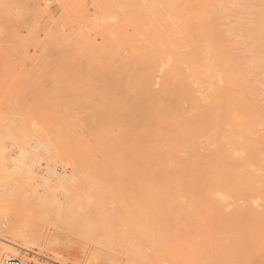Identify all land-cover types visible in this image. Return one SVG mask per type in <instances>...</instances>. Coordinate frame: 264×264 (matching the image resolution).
<instances>
[{"label":"bare ground","instance_id":"bare-ground-1","mask_svg":"<svg viewBox=\"0 0 264 264\" xmlns=\"http://www.w3.org/2000/svg\"><path fill=\"white\" fill-rule=\"evenodd\" d=\"M66 1L68 3L70 2L68 0ZM79 1L80 0L75 2L77 4H74L78 6ZM84 1L86 0H83V2L80 3L84 4ZM136 1L138 2L139 6L138 4L133 5L138 6L140 9L141 7H143V4L148 3V5L145 6L146 8L142 10L143 12L139 10V12L136 13L138 7L133 12L134 14H140V16L143 14V16L141 17L148 19V22H150L145 23L146 20L137 15L127 16L126 18H128L129 20L132 19V21L130 20L132 22V25H130L131 23L129 25L134 29H132L133 32L132 30L130 32L128 31L130 34L126 33V31H120L123 24L122 26L119 25L120 28H118L122 33L118 34V32H116L118 24H116L117 26L114 27L112 25H114L117 20L114 24H111L107 20L109 25L111 26L104 24L103 22L105 20L102 22L105 28L106 26L110 28L109 29L107 27L108 29L106 30L102 28L104 29L105 34H98V32L101 31V28H98L101 26L103 27V25H101L102 23L99 24V26L96 24V26L98 27V30L96 29V31L98 32L95 31V26L92 25H90L92 26V28H90L92 29V31L88 30L90 26H88V28L86 29L90 31L91 34H96V36H99V38L103 36V38L101 37L102 41H104L103 39H105L106 34H108L107 36H109L108 38H106L108 40H110L109 38L112 39V37L116 36L115 44L117 45L113 44V39L112 41H110V44L112 42L111 46H109V42H103V46L105 44H108L109 48L102 47V43L101 45L98 44L102 42L100 40V42H95V40L93 42L92 38L95 37L92 36L91 38V35L87 34V32H84L86 31L84 30V28H86L89 23L91 24L92 21L90 20L92 18L90 17L91 19L89 20L88 17H85L84 20H86V22L87 20H89L90 22L88 21L89 23H86L82 21L87 25L85 27H81L83 25L81 22V26H79L80 21H77L79 20L77 19V15H75V17L71 15V18L73 16L72 22L70 20L71 18H68L69 21L68 19H64L65 21H67L66 23H64V21L62 23L61 21L62 24L68 23L70 26V24L74 23L73 20L77 16V18L75 19L76 21L74 20L75 22H77V24L75 25L74 23L75 26L69 27L71 29L76 28L72 29L76 31H71L76 37V40L73 39L74 36L71 35L72 33H68L67 31V33L71 35V37H69V39L71 38L70 42H72L73 40V43L75 41L76 45H74L73 47L68 46L69 48L66 47L67 45L62 46V49L59 48L58 43H56L55 54L53 53L54 50L48 51L49 49H46V51L49 52L47 54H50V52H52L53 56L56 55L55 57L56 59H59V61H55V57L49 59L50 57H48V55H45L46 51L42 56L41 54L33 53L34 50H31V54H29L32 56V60H30V56L28 55L29 52H27L29 46H27V44L25 43L23 46L17 45L16 43H21L22 40H19V42L17 41V39L15 41L11 38L10 41L12 40L11 43L13 45L11 43V45H9L8 38L7 41L4 40L5 42H8L5 47H8L9 45V51H12V49L15 50V54L19 51L18 53L21 58L19 57V59L18 55L17 58L19 60H23L25 64L29 63L30 66H28L30 67L31 71H34V68L36 66L38 67L42 63L40 65L42 66V68L38 67V69H42L43 72V69L45 70V68H43V62L46 64V62L49 61L50 63L53 59V63L59 62V64L57 63V65L61 66L62 71L59 69L60 72L57 73L58 68L56 67L58 66H54L57 69V72L52 74V77L51 79L49 78V81H47V75H49L48 73L50 71L47 74L43 73L45 75L38 74L39 78H37V72L32 74L30 70L28 72V69L24 71V68H26L27 66L25 65L26 67H24L23 62V64L20 63L21 65L19 66V60H17V58L16 60L18 64L15 63V65L17 64L19 68L17 67V65H13L15 60L11 58L14 51L12 52V55L10 53V59L9 56L5 53V51L9 53L7 48L4 49L5 51L2 49L3 52L0 51V237L9 240L6 241L5 239L2 240L0 238V264H29L28 262L22 260L18 255L19 252L16 253L17 251L15 252L13 248L27 252L28 249L26 250V246L29 244H32L33 246H36L35 244H40L43 246V241L41 242V239H43L42 230L45 227L49 228L53 232V234H50L49 236H47L46 233L44 234L48 237L49 240H52L50 239L52 237H59L58 235H60V238H62L59 239V243L60 241L64 243H66L67 241L69 243L70 238L68 237H71L72 239H74V241L76 240L74 244H78L81 241V243H87L88 245H90L92 247H90V249H92L90 250V256L95 253L93 254L94 258L90 260V264L96 263L93 262L96 260L95 256L98 259L97 264H115V257L118 254H122L120 253V250L122 249H124L123 252H125L123 258L124 264H131V262L134 261V259L136 260V258L137 260H141L140 256L138 257L137 254L133 255V250L129 249L132 248L131 245L133 244L129 243V241H126V239L123 238L124 236H122L121 238V235H124L125 233H123L122 231L126 227L123 224L124 222L119 221L115 224V217H105L104 219H102V217L100 218L99 215H97V213L99 214L101 211L103 213H108V210L110 208L105 211L106 202L105 200L101 199L103 197L100 198V195H106L109 192L118 195L117 202L113 205H115V207H121L122 209H127L128 192H131L132 194L144 195L147 207L154 213V215L151 214V218L155 219L156 217H158V219L151 220H157L161 222V225L159 224L160 226L157 222H151L150 229L147 235V243L149 244V248L151 249V264H162V261H159L162 255H165L166 259L168 260H164L170 262V264H181L183 262V260H181L183 258L181 254H184L181 249L187 247L185 242L184 244L181 243V240L185 241V236H189L188 234L190 233L188 231V233L186 234V230L184 231L183 229L185 226H181L183 221H185L184 219L191 216L192 218H187V220H192L193 222H195L193 224V226L195 225L194 229L198 228L199 226V229L195 230L197 233L198 230L200 233L202 231L203 234L201 235L204 236L205 230L208 232V230L206 229V225H208L206 224V222H208V218H210L212 213L213 215L215 214V209H220V211H222L220 207L221 205L218 206L221 202H217L218 200H220L217 197L220 195L219 192H223L222 194H224V199L225 194L226 196H228L226 198L227 200L225 199V202L229 201L231 196L233 197V195L235 196V198H237L239 195L242 196V191L245 193H249V189L250 192H252V195H249V198L248 196H242V198L239 196L238 198H241L239 199V202L244 200L245 204L253 201L256 202L259 196L264 198V185H262L263 182L262 184H260L261 182L258 183L256 181V184H260V186H258L257 188L261 187L260 189L263 190L254 189L255 187L252 188L253 186L251 185L253 183L252 179L254 178V175L253 178H248L247 181L246 178L247 176H249L248 171L250 170H248L249 168L247 167L248 171H245L246 168L244 167L245 165L248 166V164L246 163L249 162V159H252L253 161L256 160V162H253L252 164L257 163V159H259V162L260 160L264 161V151H262L261 149L260 141L258 138V132H260L258 131V128L260 125H263L262 123L264 115L262 112L263 118L260 117L261 113L259 114V112H261L262 110L258 111L256 109L259 108L257 107L258 102L257 104L253 102V97L250 95V92H252L251 87H249L250 89H248L246 86L247 84L244 81V72L246 71H243L244 63H242V70H240V66L237 65L239 63H236L237 58L232 56L230 52L231 48L235 47V41L233 40L234 37L230 38L229 36H233L237 29L234 32L230 25H228L230 23H228L227 25L232 29H228V31H233V34L231 33L232 35H228V31L226 29L228 26L226 25V27H223L225 25V23L223 22V16H225L224 13L226 12V10H228V6L226 4H228L229 2L224 4L226 0L223 2L222 0H220L223 3L222 4L218 0H193V2H190L192 0H190L189 2L188 0H177V4H175V0H163L167 3L168 6H164L165 3L163 2V4H161V12V8H158L160 2L158 3L155 0H135V2ZM217 1L220 5L214 4ZM242 1L243 0H241V2ZM58 2L60 3V0ZM129 2L134 1L132 0ZM141 2H143V4ZM194 2H196L195 5ZM249 2H251V5L254 4L252 6H256L255 8H258V10H260L259 8L261 7L259 6V4L262 2V0H249ZM263 2V5L261 4L262 7L264 6ZM8 3L12 5V8L13 5H16L17 9H19V5L17 6L16 3L14 4V2L12 3L10 2V0H0V7L7 5V8H9ZM68 3L67 7H69L68 5L70 4L71 9L73 10L74 4L71 5V2L69 4ZM156 3H158V5H156ZM247 3V1L246 4L241 3L243 5V8L245 7V5L247 7L250 6L247 5ZM255 3L258 4L259 7L255 5ZM173 4L175 5L172 7L171 5ZM190 4L191 6L189 8L188 5ZM211 4H213L212 7ZM152 5L154 6L152 7ZM162 5L167 9L168 7L170 9L173 8L172 10L174 11L168 9L167 13L169 12V14H166L167 16H170L171 14V18H169V16L167 19L164 18L166 16V11ZM21 6L23 7L24 5L21 4ZM77 6H75L74 8V12H78V10H80L77 9ZM123 6L126 10L127 6L129 5ZM156 6L159 9V12H161L162 14H156L158 13L155 12L157 11L155 9ZM177 6H179L182 11ZM218 6H224V8H226L223 9L221 7L218 11ZM148 7L151 8L148 9ZM195 7H198L199 9H196ZM204 7L206 8V11ZM251 7L250 9L245 8L247 11H249L246 12L245 10V12H241V14H244V16L245 14H248L251 10ZM58 8H60V6ZM175 8H178V11H176ZM240 8L242 7L240 6ZM120 9L121 7H118L117 11L118 13L121 11V13L119 14L122 15V9ZM187 9H189L188 11H190L191 13L195 10L196 13L194 14L193 12L192 16L190 12L188 13V11H186ZM231 9L235 10L233 7H231L229 9V12H232ZM14 10L18 15H20L23 11H18L16 10V8ZM14 10L11 9L10 11L14 12ZM223 10L224 15L221 17L220 12ZM252 10L254 11V9ZM48 11L47 13H49ZM148 11H150L152 15L147 14L146 12ZM208 11L211 13L207 14ZM260 11V15L257 14L256 11L254 15L257 14V16L254 17H252L253 15L251 13L250 17L252 18L250 20H252V22L250 24L247 21V23L250 24L248 30L246 29L247 27H243L246 32L244 30H240L241 32L238 33H248L244 35L242 33V37L246 35V38L248 36L246 40H248L250 37L251 41L247 42L245 40V37H243V39L247 44L251 43V46L253 43L254 45L252 47L258 52H256L251 46L248 47L252 48L258 55V57H263L261 60H259V62L256 61L257 63H260L261 61L260 65H254V69L256 71L261 69L264 70V10ZM113 12L115 14V11ZM217 12L218 15H216ZM95 13L96 12H94V14ZM201 13L204 14L201 15ZM50 14L52 13L50 12ZM58 14L60 16L62 12H58ZM64 14L66 15V12ZM78 14L79 17L83 18V16L81 15H83L84 13L80 14L78 12ZM172 14L174 17L172 16ZM176 14H181L179 16L180 18H177ZM230 14L236 15L234 13ZM230 14L227 13L226 15ZM238 14L239 12L237 13V15ZM158 15H160L165 20V26L166 22L171 25L169 27L171 30L167 28L165 31L166 27L163 26L164 20L162 19L163 22L160 21L161 19H158V17H160ZM187 15H191L192 17ZM233 15H230V17H233ZM42 16L35 17L39 19L42 18ZM49 16L51 18V15H48V17ZM135 16L137 17V20ZM148 16H150V18H152L151 16H153V18L155 16L154 19H157L158 21L155 22L153 18L150 19ZM14 17L15 16H13V18ZM20 17H18V20L20 19L19 22L22 21L23 23L24 18H22L21 15ZM23 17H25V14L23 15ZM215 17L217 19H215ZM226 17L228 19H226L225 22H228V20H230L229 22H231V19L228 16H225V18ZM248 17L244 18L242 16V18L240 19L242 20L244 18L243 22L245 24L242 21L240 22L239 20L238 22L236 21V25L238 23L240 24V26L248 25L245 22V20H248ZM45 18L46 20H44L47 21L48 18ZM138 18H141L142 22L145 23L146 30L145 27H143L142 29L143 23L141 22V19ZM213 18L217 22L213 21ZM16 19L17 17H15V20ZM117 19L119 20V16ZM168 19L172 20L169 21ZM57 20L54 22H56V26H59L58 24H60V22L57 23ZM138 20L141 26L138 27L139 25L137 24L136 27L139 28V31H135L137 28L134 27V24H136L135 22H137ZM151 22H155V25L154 23V26L151 25ZM159 22L161 26L159 25L160 29H157L156 27L158 26ZM173 22H175L176 25ZM30 23L32 24V22ZM16 24L19 23L16 22ZM232 24L234 23L232 22ZM7 25H9V23ZM23 25H26V23H23ZM174 26H176V29H174ZM80 27L83 28V30ZM126 27L128 28V24H126ZM161 27H163V29ZM221 29L224 31L226 30V32L222 31ZM61 30H63V28ZM112 31L116 32L117 34L111 37L113 33ZM30 32H32V30H30ZM35 32L36 31L32 32V34ZM14 35L20 36L22 34L19 33L16 35V33H14ZM58 35L62 37L61 34ZM52 36L50 34V38H54L57 35L55 33V36L54 34H52ZM0 37L3 38L2 35ZM65 37L66 36L63 35V38ZM26 38H28V36H26ZM4 39H6V37H4ZM36 39L38 38L36 37ZM45 39L46 43L51 40L49 39V35H45ZM65 39L62 40L65 41ZM62 40H59L60 45L66 44V41L64 43ZM33 41L37 42L35 38L31 40L32 43H34ZM52 41L51 43L49 42L50 44L48 45H50L51 48L55 49V47L51 45L55 42ZM88 41H91V43L93 42L92 45L96 48H93L90 42L88 43ZM39 42H37V45L40 44L41 46L42 41ZM85 43L86 45H84ZM14 44H16L17 47L19 46V50H16L17 47ZM21 44H23V42ZM95 44L101 47H98ZM25 45L27 46V49L25 48ZM37 45L35 43L34 47H36ZM112 45H114L115 47H113ZM0 46H3L1 42ZM40 46L39 49L41 50V53L46 47H43L42 49V47ZM5 47L3 46L2 48ZM65 47L66 49H64ZM30 48L32 47L30 46ZM37 48L38 47H36L35 51L37 50ZM234 51L236 52V50ZM32 53L33 55H36V57L33 58ZM44 55L46 57H44ZM39 56H42V58H39ZM234 58L236 59V61L234 60ZM40 59H42V61L45 60L46 62H42L40 61ZM33 62H36V64L38 65L34 66ZM239 62L241 65L242 61ZM261 65H263V67ZM21 66L22 68H20ZM239 71L242 75H240ZM262 74L260 72L259 76H262L260 79L264 82V71ZM42 77H44V79ZM35 78L38 79V83L36 82ZM43 82H45L46 84L44 85ZM249 85L252 86V84ZM256 100L257 99H255L254 101ZM259 130L261 129L259 128ZM262 144L264 145L263 142ZM230 159L236 160L235 162L237 163V165H239V162L237 161L241 160L240 170H238L237 168L235 169L236 166L233 165L232 161V163L230 162ZM243 160H246L248 162H244ZM250 162L252 161L250 160ZM243 163H245L244 166ZM230 164H232L233 168L231 171H229V168H227ZM263 165L264 164H262L261 166ZM257 167H254L255 170ZM242 168H245L243 170V177L245 179L242 177V173H240L241 175L238 174V172H242ZM260 168H264V166ZM234 169L238 170V172L234 171V173ZM250 169H252V166L250 167ZM233 173H237L238 177L233 176ZM245 173L247 174L246 177ZM262 174H260V176ZM229 178H232V182L233 179L243 180L237 182L235 181L232 183L230 182L231 179L229 181ZM260 179L262 180V178ZM246 181L248 183H245ZM249 181L252 182L251 185L249 184ZM231 183L236 186L234 187ZM243 184L246 186H244ZM253 185H255V183ZM243 186L246 189H244ZM249 186H251V188ZM229 187H231V189L233 188V191H235V189H237L236 191H238V189L242 188V191L238 192L236 194L237 196L235 194L231 195ZM255 191L259 192H257L258 195ZM255 195L257 196L255 197ZM89 196L93 201V205L87 198ZM214 196L215 198H218L217 201L215 200ZM250 196H253L254 200L248 202V200L246 199L251 200L252 198L250 199ZM138 200L140 201L143 199L139 198ZM231 200L233 201L234 199L231 198ZM87 201H89L90 203ZM213 202L214 204H212ZM263 202L264 200H262V203ZM86 203L87 205H89L84 209ZM230 203L232 205L241 204L242 206V202L238 204L237 201ZM83 204L85 205L82 207ZM206 204H209L208 206L211 207V209L208 211L205 209ZM215 204L218 206V208ZM227 204L230 205L227 202L225 207H228ZM245 205H243V207ZM21 207L23 209H21ZM81 207L84 210H81ZM235 207L238 208L237 206ZM247 207H250V205H247ZM88 208H91V211H94V213L100 219H85L82 215V212H87L88 210L87 214H90ZM212 208L214 211L212 210ZM236 208H234L236 214L238 212L237 210L245 211H241L243 215L238 212L237 217H240L241 221H239L238 224V220L237 218H235L237 223L233 221V225L236 224L237 226L238 224L239 226L240 223H244L240 226L246 225L250 228V225H253L252 223L256 222L254 221L255 217L260 216L255 215L254 211L253 216L255 217L251 216V211L246 209L245 207V209L239 208L237 210ZM18 209H21V211L24 209L26 210L25 213H22L23 215L25 214L26 216H28L27 214H29L30 212L33 214V216L35 217L34 219L36 220L33 219L31 220V222L33 221V223H35V229L32 226V229L31 227H29L30 229H26L27 227H25V225L27 224H25L24 227L18 224L19 220L17 222V219L19 217L16 218ZM27 210L29 213H27ZM200 211H202V214L204 211L205 216L207 213H209L208 215L210 216H208L207 221L204 219L206 218L204 217V215H202L204 218L200 217ZM211 211L213 212L211 213ZM220 211L219 213H222ZM260 211L262 212L263 210ZM103 213L102 215L110 216L113 212H111L110 215H108L109 213ZM216 213L219 214L218 211H216ZM263 214L264 213H262V215ZM213 215L211 217H213ZM33 216L30 215V218ZM118 216L120 218V215ZM184 216H186V218ZM219 216L223 217V215ZM220 217L219 220H222L220 219ZM242 217L244 218L243 220ZM231 219L229 220L228 218L227 223H229ZM214 220H212L214 221V223L211 222L212 224L210 223L208 229L211 228L210 226L215 227L213 225L216 223L217 219ZM219 220L217 221L218 223ZM223 221L225 222V218ZM247 221L250 224H247ZM33 223L32 225H34ZM172 223L173 226L175 223L174 227H171ZM184 223L185 225H187L189 222L186 223L185 221ZM256 223L259 225L256 224L255 226L254 223L255 227L252 226V228L254 227L256 231L254 229L251 230L253 233L250 231L253 235H250V232L247 233L251 237L257 234L258 231L262 229L261 227L264 224L263 223L262 225H260V223ZM164 224L166 226L167 224H169V226L165 227ZM114 226L116 229L113 230L112 228ZM42 227L44 228L42 229ZM162 227H164L165 229ZM190 227H192V225ZM225 227L226 226L224 224L221 229H224ZM256 227L258 228V230L256 229ZM170 228H175V231H172ZM187 228H189L188 225ZM214 229L209 231H214ZM217 229H219L218 225L216 231H214V235H216V233L218 232ZM230 229L231 228L229 227L228 230L231 232L232 229ZM228 230L226 231L228 232ZM235 230L236 229L232 230L234 236H232L233 234L231 233L221 231L220 235L224 234L223 236H221L226 238V240L229 239L231 241L232 238H239L238 240H234L235 243L231 241V246L230 244H228L229 240L226 241L223 238V243L227 242L225 245L228 244L230 248L234 245L235 247H237L236 245L239 246V244L242 243L243 240L245 241V237L247 240L248 236V239L253 238L252 241L256 239V241L253 242H255V247H257L256 245L258 244L260 245H258L259 247H257L258 250L259 248L260 250L263 249L262 244H264V242H262V244L261 242L259 243L257 238V236L259 235L251 238L249 237V235L246 236V232H244L245 230L240 231L238 229L237 232ZM239 231L241 233H239ZM52 232L50 231V233ZM119 232L122 234H119ZM236 233H238V235ZM244 233L245 237L241 240V237H239L241 235L239 234L243 235ZM211 234H213V232ZM228 234L230 238H228ZM258 234H262V232H259ZM220 235H216L217 239ZM203 236L200 237V242H202ZM209 236H211L210 233L205 235L203 239L206 237L205 239L208 241L209 238H216L213 235L212 237ZM45 239L46 238L44 237V240ZM72 239L71 241H73ZM239 240H241L242 242L240 241V243H238ZM48 241L46 240L47 243L45 241L43 243H45V246H48L47 249L49 247L51 249L47 250L45 246V248L40 246L39 249L43 248L47 250L48 252L46 251V253H52L53 255H50L53 257L54 255H58L59 252H61V254L63 255V247L55 248L54 242H56L57 240H53L52 242ZM209 241L211 240L209 239ZM216 241L220 242L222 240L219 238ZM190 242L192 241L190 240ZM247 242L244 243L246 244V246ZM81 243L79 244L83 245ZM249 243L251 244L250 240ZM249 243L248 246L250 245ZM16 244L18 246H16ZM180 244H183V246L181 245L182 248L180 247ZM210 244L213 245L214 243L210 242ZM244 244H240V246H244ZM177 245L180 250V255H176V252L175 256H180L179 258L172 257L171 255L174 249L177 248ZM196 245L198 247L200 244ZM201 246L203 245H200V247ZM229 246H225V249H227V251H229ZM246 246L244 247V249H240L241 253L252 252L249 249H253L254 245L251 244V248H249V246L247 247V249H245ZM9 247L13 248L10 249ZM189 247H191L192 249H190L193 250L192 246ZM36 249L38 251V248ZM43 249L41 252L45 253V250L43 251ZM93 249L95 250V252H92ZM186 249H188V247L185 248V250ZM225 249L222 247L220 250L216 249V251L214 250V247L211 249L207 248L205 251L202 250L203 255L200 254L201 249H199L200 251L198 253L202 256H204V254L211 253L210 256L208 255L206 257H209L208 259H206V261L211 259V262L208 264H229L230 262L228 263V261H225V259L228 258L229 261H232L233 258L236 259L237 256H241L237 255L239 253V250H234V254H236L234 257L233 253L223 252V250ZM232 249L233 248H231L230 251ZM242 249L244 251H242ZM257 249L256 251H254V253L256 255L258 254L256 258H259ZM67 250L68 249H66V253H68ZM213 251H215L214 254H216L217 252V254H221L220 251H222V254L225 255V257H221L222 259H218L216 260L217 262H214V254L212 253ZM192 254L193 256H195V252H192ZM261 255L264 258V253H262ZM247 256L249 255H247L246 253V255L243 254L242 257L246 258ZM58 257L59 256L55 257L57 258V261ZM251 257H249L250 259L244 258V261L247 262L251 259H254V256L253 258ZM201 258H203L204 260V257ZM191 259L192 261H194L193 259H197V263H200L199 258L192 257ZM234 259L233 263L235 262V264H240L238 259L236 261ZM260 259L262 260V257H260ZM31 261L32 260H30V262ZM240 261H242L241 258ZM58 262H60V260ZM259 262L261 263V261ZM202 263L205 264L206 262ZM33 264L35 263L33 262Z\"/></svg>","mask_w":264,"mask_h":264},{"label":"rangeland","instance_id":"rangeland-1","mask_svg":"<svg viewBox=\"0 0 264 264\" xmlns=\"http://www.w3.org/2000/svg\"><path fill=\"white\" fill-rule=\"evenodd\" d=\"M59 1V0H58ZM57 0H13V1H11L10 0V2H14V4L16 3L17 4V6L19 7V9H17V7H16V5L14 6L13 5V8H12V5L11 4H9L8 6H9V8H7V5H4V6H2V7H0V36L2 35L3 36V38L2 37H0L1 38V40H0V42L3 44V46L5 47L7 44H8V42H9V45H11L12 43H11V41H10V39L12 38L13 40H15L16 41V39H17V41H19V40H22V42H23V44H21V43H18V42H16L17 43V45H24V43L25 44H27V46H29V49L27 50V52H29L28 53V55L29 54H31L30 52H31V50L33 51L34 50V52L33 53H38V54H41L42 56H43V53L45 54V51H46V49L48 50V51H53L54 50V54L56 53L55 52V50H56V43H58V46H59V48H62L63 49V47L62 46H66V47H73L74 45H76V43H75V41H74V43H73V40H72V42H70V40H71V38L69 39V37H71V35H73V32L74 31H76V30H72V29H76V28H69L70 26L71 27H73V26H75L76 24H77V22H75L76 20V18H77V16H78V18L77 19H79V20H77L80 24H79V26H81V22L82 21H84V22H86V20H84L85 19V17H88V19L90 20L91 18L92 19H94V20H90V21H92L91 22V24L89 23L90 21L89 20H87V22L86 23H89V25H87L86 23H83L82 22V25L83 26H81V27H85L86 25V28H84V30H86L87 28H88V26H90V25H92V26H95L94 27V29H95V31H96V29L98 28L97 26H96V24L99 26V24H101L104 20L108 23V21L111 23V24H114L115 23V21H116V23L114 24V25H112L113 27L114 26H117L116 24H118V27L116 28V32H118V34L119 33H122V32H125L126 31V33H129L133 28H132V26H130V25H132V19H128V18H126L127 16H130V15H137V16H139V17H141V16H143V14L140 16V14H134V12L133 11H135L136 9H137V7L139 6V4H138V2L136 1L135 2V0H133L134 2H129V1H132V0H125V2H124V0H86V1H84V4L83 3H80V2H83V0H80L79 1V4H78V6L77 5H75V4H77V3H75V2H77L78 0H68V1H70L72 4L71 5H73L74 3V7H73V10L71 9V7H70V2L68 3L66 0H60V3L58 2ZM61 1H63V2H61ZM144 1H146V0H144ZM156 2H160L159 4V7L158 8H161V12H162V7H161V4H163V0H155ZM154 1V2H155ZM174 1V0H173ZM173 1H171V2H173ZM176 1L177 0H175L174 2H175V4H177L176 3ZM180 1V0H179ZM190 0H188V2H189ZM195 1V0H194ZM197 1V0H196ZM218 1H220V0H218ZM217 1V2H218ZM223 1H225V0H222V2ZM244 1V2H243ZM242 2H241V0H226V2H224V4L225 3H228V4H226L228 7V10H226V12L224 13V10L223 11H221L220 12V14H221V17L225 14V16H228L230 19H231V22H229L230 20H228V22L226 21L225 22V20L226 19H228L227 17L225 18V16H223V18H224V23H225V25L223 26V27H226V25L228 24V23H230V24H228V25H230V27L233 29V31L235 32V30H236V32L234 33V35L233 36H229L230 38L231 37H236L235 39L233 38V40L235 41L234 42V46L235 47H232L231 48V50H230V52H231V54H232V56H234L235 58H237V61H236V59L234 58V60L236 61V63L238 62L239 64H237L238 66H240L239 68H241L240 70H242V63H244L243 65V71H245L244 73H245V76H244V81L246 82V86H247V88L248 89H250L249 87H251V91L252 92H255V93H252V92H250V95L253 97H251L252 98V100H253V102L254 103H256L257 104V102H258V105H257V107H259V108H256L258 111L259 110H262L261 112H259V114L261 113V115H260V117L261 118H263L264 116V82L263 81H261V75L259 76V74H260V72H261V74L263 73V71L264 70H258V71H256L255 69H254V65H257V64H259L260 65V63H261V61H260V63H257L256 61H258L259 62V60H261L263 57H258V55L255 53V51H256V49H254L252 46L254 45L253 43H252V46L250 45V44H247L246 42H245V40L248 38V36H247V38L245 37V36H243V37H245V40L243 39V37H242V33L241 34H238V33H240L241 31L240 30H244L245 32H246V30L243 28V27H247L246 29L248 30V27L250 26V24H251V22H252V20H250L252 17H254V16H257V14H259L260 15V10H264L263 9V7L261 6V4H262V2L264 1V0H262V2L259 4V6L262 8H259L260 10H258V8H255L254 6H252V5H254V4H252L251 5V2H249V0H243ZM246 1L248 2V3H250V4H248L247 3V5H250L249 7H247L246 5H245V7L243 8V5L242 4H246ZM252 1V0H251ZM21 2V3H20ZM89 2H90V4H89ZM150 2V1H149ZM170 2V3H171ZM190 2H193V0L192 1H190ZM214 3V4H218V5H220L219 4V2L218 3ZM221 1H220V3H222ZM239 2H241V3H239ZM67 3L69 4L68 6L69 7H67ZM142 4H143V2H141ZM146 3V2H145ZM158 3H156V5H158ZM165 4H164V6L166 5V6H168L167 5V3L166 2H164ZM169 3V4H170ZM195 3L196 2H194V5H195ZM264 3V2H263ZM21 4H23L24 6L22 7L21 6ZM114 4V5H113ZM122 4V5H121ZM133 4H138V6H136V5H133ZM175 4H173V5H171L172 7L175 5ZM178 4H179V2H178ZM223 4V3H222ZM44 5H45V7H44ZM123 5H129V6H127V8H126V10H125V7L123 6ZM148 5V3H146V4H143L142 6L143 7H141V9L138 7V9H137V11H136V13L137 12H139V10H143V9H145L146 7L145 6H147ZM193 5V4H192ZM212 5L213 4H211V7H212ZM237 5H239V6H237ZM255 5H257L258 6V4H256L255 3ZM263 5V4H262ZM6 6V7H5ZM60 6V8H58ZM75 6H77V9H80V10H78V12L81 14V13H84L83 15H81V16H83V18H81V17H79V14H78V12H74V8H75ZM111 6V7H110ZM150 6H151V4H150ZM154 5H152V7H153ZM163 6V5H162ZM163 6V7H164ZM190 6H191V4L190 5H188V7L190 8ZM210 6V5H209ZM208 6V7H209ZM240 6L242 7V8H240ZM252 6V7H251ZM258 6V7H259ZM79 7V8H78ZM118 7L120 8L121 7V9H122V15H120L119 13H121V9L119 10L120 12L118 13ZM177 7H179V6H177ZM203 7V6H202ZM202 7H201V9H202ZM216 7V6H215ZM222 7V6H221ZM220 6H218V11H219V8H221ZM231 7H233L235 10H233V9H231L232 10V12H229V9ZM250 9V7H251V10H250V12L248 13V14H245V16H244V14H241V12H245V10L247 9ZM254 7V8H253ZM7 8V9H6ZM16 8V10H18V11H21V10H23L22 11V13L20 14L21 16H22V18H24V19H27V20H24L23 19V23H26V25H23V23H22V21H20L19 22V20L21 19V17H20V15H18V14H16L17 12L14 10ZM123 8H124V10H123ZM149 8H151V7H148V9ZM157 8V6H156V10L157 11H155V12H158V13H156V14H162L161 12H159V9ZM180 8V7H179ZM187 8V7H186ZM196 9L198 8V7H195ZM205 8V7H204ZM223 9H225L224 8V6L222 7ZM246 8V9H245ZM5 9V10H4ZM8 9H12V10H14V12L13 11H10V10H8ZM66 9V10H65ZM164 9H165V15L166 14H169V12L167 13V10L168 9H170L169 7H168V9L167 8H165L164 7ZM173 8H171L170 10L171 11H174V10H172ZM176 9V11H178V8H175ZM199 9V8H198ZM217 9V8H216ZM243 9V10H242ZM252 9H254V11L252 10ZM4 10V11H3ZM48 10H50V11H48ZM64 10H65V12H66V15L64 14L65 12H64ZM112 10V11H111ZM169 10V11H170ZM180 10H181V8H180ZM185 10V9H184ZM183 10V11H184ZM189 9H187L186 11H188ZM191 10V9H190ZM208 10V9H207ZM211 10H212V8H211ZM222 10V9H221ZM47 11L49 12V13H47ZM55 11V12H54ZM73 11V12H72ZM113 11H115V14H114V12ZM124 11H126V12H124ZM182 11V10H181ZM202 11V10H201ZM205 11H206V8H205ZM204 11V12H205ZM217 11V10H216ZM215 11V12H216ZM236 11V12H235ZM239 12V16L237 15V13ZM249 11V10H248ZM247 10H246V12H248ZM257 11V12H256ZM50 12L53 14V16H52V14H50ZM58 12L60 13V12H62V14L59 16V14H58ZM94 12H96L95 14H94ZM143 12V11H142ZM190 11H188V13H189ZM194 12V14L196 13L195 12V10L193 11ZM193 12L191 13V15L193 14ZM254 12V13H253ZM255 12L257 13L256 15H254L255 14ZM259 12V13H258ZM15 13V14H14ZM44 13H45V15H44ZM47 13V14H46ZM116 13H118V14H116ZM141 13V12H140ZM147 14H150V15H152L151 14V12L150 11H148V12H146ZM153 13V12H152ZM163 13H164V10H163ZM176 13V12H175ZM177 13H181V12H177ZM211 12H207V14H210ZM214 13V12H213ZM224 13V14H223ZM230 14V13H234V14H236V15H233V14H230V15H233V17L231 16L230 17V15H226V14ZM251 13H252V17H250L251 16ZM25 14V17H23V15ZM57 14H58V17H57ZM92 14V15H91ZM93 14H94V16H93ZM113 14H114V16H113ZM123 14H124V16H123ZM187 14V13H186ZM204 13H201V15H203ZM215 14V13H214ZM219 14V15H220ZM250 14V15H249ZM2 15V16H1ZM43 15V16H42ZM48 15H51V18H50V16L48 17ZM71 15H73L74 17H75V15H77L76 16V18H74V20H73V22L75 23V25H74V23L73 24H70V26H69V24L67 23V24H62L63 23V21H64V23H66L67 21H65L64 19H70L71 18ZM91 15V16H90ZM116 15V16H115ZM153 15H155V14H153ZM165 15H163V16H165ZM181 15V14H180ZM180 15H178V14H176V16H177V18H180L179 16ZM183 15H185V14H183ZM191 15H187V16H190V17H192ZM216 15H218V12H217V14ZM215 15V16H216ZM246 15H248V16H246ZM13 16H15V17H17V19L15 20V17L13 18ZM34 16V17H33ZM35 16H37V17H41L42 16V18H36ZM67 16V17H66ZM73 16H72V18L70 19L71 20V22H72V19H73ZM118 16H119V20L117 19L118 18ZM124 18H123V17ZM145 16H146V14H145ZM158 16H160V15H158ZM167 16V15H166ZM164 17L165 19H167L168 18V16L167 17ZM172 16H173V14H172ZM207 16V15H206ZM214 16V15H213ZM242 16L244 17V18H247L248 17V20H245V22H246V24H248L247 23V21L250 23V24H248V25H242V26H240V24L238 23L237 25H236V23L240 20V22L242 21H244L243 19L241 20L240 18H242ZM18 17H20V19L18 20ZM45 17H47L48 19H47V21H45L46 20V18ZM62 17V18H61ZM91 17V18H90ZM108 17V18H107ZM115 17H116V19H115ZM149 18H150V16H148ZM152 18H153V16H151ZM174 17V16H173ZM211 17H212V14H211ZM49 18H50V20H49ZM54 20H53V19ZM62 20H61V19ZM135 18H136V20H137V17L135 16ZM141 18H143V17H141ZM141 18H138V19H141ZM147 18V17H146ZM152 18H150V19H152ZM154 18H155V16H154ZM153 18V20H155ZM161 20H160V19ZM169 18H171V14H170V16H169ZM35 19V20H34ZM45 19V20H44ZM57 20V23L58 22H60V24L61 25H63V26H61L60 24H58L59 26H61V27H59V26H56L55 24H56V22H54V21H56ZM69 19H68V21H69ZM124 19V20H123ZM143 19H145V18H143ZM149 19V20H150ZM158 19L160 20V21H162V17L160 16V17H158ZM215 19H217L216 17H215ZM13 20V21H12ZM36 20H38V21H36ZM44 20V21H43ZM108 20V21H107ZM112 20H114V21H112ZM126 20V21H125ZM129 20V21H128ZM146 20V21H145ZM145 20H143V21H145V23H147L148 22V19H145ZM164 20V19H163ZM169 21H171L172 19H168ZM178 20V19H177ZM176 20V21H177ZM25 21V22H24ZM27 21V22H26ZM61 21H62V23H61ZM89 21V22H88ZM103 22L104 24H106V25H108V26H111V25H109V23L107 24L106 22ZM112 21V22H111ZM156 21H158L157 19L155 20V22ZM213 21H216V20H214V18H213ZM221 21V20H220ZM237 21V22H236ZM16 22H18L19 24H16ZM30 22H32V24L30 23ZM36 22H38V23H36ZM54 22V23H53ZM70 22V23H71ZM118 22V23H117ZM120 22V23H119ZM141 22H142V19H141ZM150 22V21H149ZM148 22V23H149ZM155 22H151L152 24L151 25H153V23H154V25H155ZM163 22V21H162ZM161 22V23H162ZM217 22V21H216ZM232 22L234 23V24H232ZM9 23V25H7ZM27 23H28V25H27ZM101 24V25H103V27L101 26V27H99L98 29H100L101 28V31L100 32H98V31H96V32H98V34L100 33H104L105 31H104V29L106 30V29H108L109 27L108 26H106V28H105V26H104V24ZM131 23V24H130ZM136 24H134L135 26L134 27H136V25L138 24L139 26L138 27H140L141 25H140V22H139V20L137 21V22H135ZM143 23V22H142ZM145 23H143L142 24V29H143V27H145ZM164 25L163 26H165V20H164ZM172 23V22H171ZM173 23H175V22H173ZM219 23V22H218ZM244 23V22H243ZM42 26H41V25ZM95 24V25H94ZM122 24H123V26H122ZM126 24H128V28L126 27ZM130 24V25H129ZM158 24V23H157ZM168 23L166 22V28H165V31H166V29L168 28V29H170L169 27L171 26V25H167ZM245 24V23H244ZM40 25V26H39ZM44 25H46V26H44ZM119 25H121L122 26V28H121V30L120 29H118V28H120V26ZM147 25V24H146ZM153 25V26H154ZM159 25H160V22H159V24H158V26L156 27L157 29H160V27H159ZM175 25H176V23H175ZM227 25V26H228ZM234 27H232V26ZM10 26V27H9ZM36 27V28H34V27ZM78 26V25H77ZM92 26H90L89 27V29L88 30H90V31H92V29H90V28H92ZM161 26V25H160ZM168 26V27H167ZM173 26V25H172ZM9 27V28H8ZM28 27V28H27ZM59 27V28H58ZM80 27V28H81ZM108 27V28H107ZM112 27V28H113ZM124 27H125V29H124ZM131 27V28H130ZM176 26H174V29H176L175 28ZM229 27V26H228ZM226 28L227 29V31H228V29L229 30H232L230 27L229 28ZM242 27V28H241ZM3 28H5V29H3ZM7 28H8V30H7ZM31 28V29H30ZM43 28V29H42ZM63 28V30H61ZM67 28V29H66ZM102 28H104V29H102ZM126 28H127V30H126ZM137 28V27H136ZM135 28V29H136ZM155 28V27H154ZM162 29H163V27H161ZM172 28V27H171ZM222 28V27H221ZM82 30H83V28H81ZM97 29V30H98ZM110 29V28H109ZM139 28H137L135 31H137ZM141 29V28H140ZM162 29H161V31H162ZM173 29V28H172ZM225 29V28H224ZM7 30V31H6ZM12 30V31H11ZM30 30H32V32H34V31H36L35 33H33L32 34V32H30ZM70 30V31H69ZM81 30V31H82ZM88 30H86V31H84V32H87V34H89V35H91V38H92V36L93 37H95V38H92V41L94 42V40H95V42H97V41H102L101 39L103 38V36H101L100 38H99V36H96V34H91V32L90 31H88ZM122 31V32H120V31ZM134 30V29H133ZM133 30H132V32H133ZM145 30H146V27H145ZM171 30V29H170ZM222 30V29H221ZM2 31H4V32H2ZM5 31H6V33H5ZM63 31V32H62ZM67 31H68V33L69 32H71V31H73V32H71L72 34L70 35V34H68L67 33ZM80 31V30H79ZM111 31V30H110ZM129 31V32H128ZM134 31V32H135ZM139 31V30H138ZM144 31V30H143ZM222 31H224V30H222ZM233 31H228V35H230L231 33L233 34ZM77 32H78V30H77ZM83 32V31H82ZM88 32H90V33H88ZM94 32V31H93ZM113 32V31H112ZM116 32H113L112 33V35H111V33H110V35H111V37L113 36V35H116L117 33ZM224 32H226V30L224 31ZM3 33V34H2ZM13 35H11V34ZM14 33H16V35L17 34H22V35H17V36H15L14 35ZM27 33V34H26ZM44 33V34H43ZM47 33V34H46ZM55 33H56V35L57 36H55ZM95 33V32H94ZM108 33V32H107ZM115 33V34H114ZM50 34H51V36H52V34H54V38H50ZM58 34H61L62 35V37H60ZM105 34V33H104ZM130 34V33H129ZM231 34V35H232ZM238 34V35H237ZM244 34H248V33H243V35ZM25 35V36H24ZM30 35V36H29ZM43 35H44V37H43ZM45 35L47 36V35H49V39H51L49 42L51 43V41L52 42H55V43H52L51 45H53V47H55V49H53V48H51V46L50 45H48V44H50L48 41V43H46L45 41H46V39H45ZM63 35L64 36H66L65 38H63ZM108 34H106L105 35V39L106 38H108L109 36H107ZM26 36H28V38H26ZM74 36V35H73ZM72 36V37H73ZM4 37H6V39H4ZM30 37V38H29ZM36 37L39 39H36ZM114 37H115V39H114ZM114 37H112V39L114 40V41H112V39L111 38H109L110 40H108V39H103L104 41H102V42H100V43H98V44H100L101 45V43H102V47H108V44H110V41H112L113 42V44H115V40H116V36H114ZM7 38H8V42H5V41H7ZM15 38V39H14ZM35 38V40L37 41V42H39V41H42V45L40 46V44H38L37 45V42H34V43H32L31 42V40L32 39H34ZM48 38V37H47ZM76 37L74 36V38L73 39H75ZM97 38V39H96ZM62 40V39H65V41H66V44H62V45H60V42H59V40ZM5 40V41H4ZM76 40V39H75ZM231 40V39H230ZM232 40V41H233ZM3 41V42H2ZM64 43H65V41L64 40H62ZM105 41H107V43L108 44H105L104 46H103V42H105ZM247 42L248 41H251L250 40V37H249V39L248 40H246ZM20 42V41H19ZM28 42V43H27ZM62 42V43H63ZM90 42V44H91V46L93 47V48H96L95 46H93L92 44H93V42L91 43V41H88V43ZM112 42H111V44H112ZM11 43V44H10ZM35 43H36V47H38L37 48V50L39 51H35V49H36V47H34V45H35ZM40 43V42H39ZM44 43V44H43ZM72 43H73V45H72ZM88 43H87V45H88ZM106 43V42H105ZM233 43V42H232ZM34 44V45H33ZM46 44V45H45ZM111 44L109 45V46H111ZM231 44V43H230ZM9 45H8V47H5V48H2L3 46H0V51H2V49L4 50V49H6L7 48V50H8V52L9 53H7V51H5V53L9 56L10 55V53H11V55H12V52H13V55H12V58L11 59H13V60H15V62L13 63V65L14 66H16L18 63H17V60H19L21 57L19 56V51L15 54V50H13L12 49V51L10 52L9 51ZM13 45V44H12ZM14 45H16V44H14ZM17 45H16V47H17ZM47 45H48V47H47ZM84 45H86V43L84 44ZM96 46H98L97 44H95ZM115 45H117V44H115ZM26 45H25V48L27 47ZM30 46L32 47V48H30ZM39 46L40 47H42V49H43V47H46V48H44L43 49V52H41L40 53V49H39ZM91 46H89V47H91ZM101 46H98V47H101ZM113 47H115L114 45H112ZM233 46V45H232ZM251 46L252 48H249V47ZM10 47H13V46H10ZM15 47V48H16ZM19 47V46H18ZM18 47L16 48V50L18 49ZM66 47L64 48V49H66ZM68 47V48H69ZM88 47V46H87ZM97 47V48H98ZM231 47V46H230ZM9 48V49H8ZM109 48V47H108ZM233 48H235V49H233ZM27 49V48H26ZM61 49V50H62ZM233 49V50H232ZM19 50V49H18ZM234 50H236V52L234 51ZM254 51V52H253ZM3 52V51H2ZM256 52H258V51H256ZM33 53H32V55H33ZM47 53H49V52H47L46 51V56L48 55V57H50L49 59H51V58H54L55 56H53V54H52V52H50V54H47ZM2 54V53H1ZM10 55V56H11ZM17 55H18V58H17ZM44 55V57H46ZM1 56V55H0ZM10 56H9V59H10ZM30 56V60H32V56L31 55H29ZM42 56H39V58H42ZM239 56V57H238ZM34 57H36V55H33V58ZM16 58H17V60H16ZM57 58H58V56H57ZM239 58H240V60H239ZM44 59V58H43ZM55 59V61H59V59H56V57L54 58ZM54 59L52 60V61H54ZM30 60H29V62H30ZM0 61H1V58H0ZM10 61V60H9ZM36 61H37V59H36ZM40 61H42V59H40ZM43 61H45V60H43ZM42 61V62H43ZM51 61V62H52ZM239 61H242L241 62V65H240V62ZM13 62V61H12ZM19 62V66L21 65L20 63H24V67H26V68H24V71L26 70V69H28V72H29V70L31 71V69H30V65H29V63H26L25 64V62L23 61V60H19L18 61ZM46 62V61H45ZM51 62L49 63V61L48 62H46V64L43 62V68H45V70L43 69V72H42V69H38V67L39 68H42V66H36V65H38V64H36V62H33V64H34V66H36L35 68H34V66H33V68L35 69H33L34 71H31L32 72V74L33 73H35V72H37L36 73V77L37 78H39V75L40 74H43V73H48L49 71V75H47V77H48V79H47V81H49L50 79H51V77H52V74L53 73H56L57 72V69L56 68H58V72L57 73H59L60 72V70L62 69L61 68V66H59V65H57V63L59 64V62H57V63H53L52 62V64H51ZM256 62V63H255ZM263 62V61H262ZM15 63H17L16 65H15ZM22 63V64H23ZM37 63H40V62H37ZM32 64V63H31ZM51 64V65H50ZM17 65V67L19 68V66ZM26 65V66H25ZM29 65V66H28ZM53 65V66H52ZM264 65V64H263ZM263 65H261L262 67H263ZM56 66H58V67H55ZM60 67V68H59ZM245 67V68H244ZM256 67V66H255ZM20 68H22V66L20 67ZM257 68H258V66H257ZM256 68V69H257ZM260 68V67H259ZM37 69V70H36ZM47 69H48V71H47ZM60 69V70H59ZM264 69V68H263ZM20 70H22V69H20ZM53 70V71H52ZM62 71V70H61ZM240 72V71H239ZM244 73H243V75H244ZM39 74V75H38ZM38 75V76H37ZM43 75H45V74H43ZM240 75H242L241 74V72H240ZM263 75V74H262ZM45 77V76H44ZM44 77H42L43 79H44ZM243 77V76H242ZM264 77V76H263ZM37 78H35L36 79V82L38 83L39 81H38V79ZM50 78V79H49ZM248 78V79H247ZM43 79H42V81H43ZM46 79V78H45ZM249 79H250V81H249ZM42 81H40V82H42ZM46 81V82H47ZM44 83V85L46 84L45 82H43ZM249 84H252V86L251 85H249ZM41 85H42V83H41ZM253 90H255V91H253ZM257 99L256 101H254L255 99ZM260 104V105H259ZM255 105V104H254ZM263 106V107H262ZM262 112H263V115H262ZM263 116V117H262ZM261 120V119H260ZM262 121V120H261ZM263 125L261 126H259V128L262 130H259V128H258V131H260V132H258V138H259V141H260V145H261V149H262V151H264V145L262 144V142L264 143V119H263V123H262ZM263 134V135H262ZM263 154H264V152H263ZM263 159H264V155H263ZM248 160V159H247ZM250 160L252 161V162H250ZM233 162V165H235V166H233V167H235V169L237 168L238 170H240V163H241V160L240 161H237V162H239L238 164L239 165H237V163L235 162L236 160H231L230 159V162ZM244 161V160H243ZM246 161V160H245ZM244 161V162H245ZM257 163H258V165H257V163H254V164H256V165H254V164H252L253 162H256V160H252V159H249V162L248 161H246V162H248V163H246V164H248V166L247 165H245V163H243V166L246 168V170L245 171H248V170H250V171H248L249 172V176H247V174L245 173V177L247 176V178H246V180L248 181V178H253V175H254V178L252 179V182H250L249 181V184L251 185V183H252V185L251 186H253L252 188H254V189H260V188H257L258 186H260V184H262V182H263V184L262 185H264V178H263V174H264V168H260V167H263V166H261L262 164H264L263 162V160H260V162H259V159H257ZM231 162V163H232ZM262 162V163H261ZM260 163H261V165H260ZM227 165H228V163H227ZM231 165V166H230ZM227 168H229V171H231L233 168H232V164H230ZM242 166V167H243ZM252 166V169H250V167ZM257 167L256 168V170H255V168L254 167ZM249 169H248V168ZM244 168V169H245ZM259 168H260V170H259ZM233 170V172L235 171H237L238 172V170ZM243 168H242V172H238V174H240V173H242L243 174V170H244ZM248 169V170H247ZM252 170V171H251ZM259 170V171H258ZM234 172V173H235ZM251 172V173H250ZM233 173V174H234ZM263 173V174H262ZM238 174L236 173V174H234L233 176H235V177H238ZM256 174H258V175H256ZM260 174H262L261 176H260ZM241 175V174H240ZM255 175H256V178H257V180H256V178H255ZM229 176H230V174H229ZM244 176V174L242 175V177ZM235 177H232V178H235ZM232 178H229V181H230V179H231V181L230 182H232ZM244 178V177H243ZM260 178H262V180L260 179ZM240 179V178H239ZM245 179V178H244ZM240 180H243V179H240ZM240 180H234L233 179V182H237V181H240ZM254 180V181H253ZM259 180V181H258ZM245 182V183H248V182ZM258 183H260L259 185L258 184H256L257 182ZM230 182H229V184H230ZM232 182V183H233ZM231 183V184H232ZM242 183H244V182H242ZM255 183V185H253ZM233 185V184H232ZM240 185H241V183H240ZM244 185V184H243ZM261 185V186H262ZM234 187L236 186V185H233ZM237 186H239V185H237ZM244 186H246V185H244ZM244 186H243V188H244ZM248 186V185H247ZM251 186H249L250 188H251ZM237 188V187H236ZM233 189V188H232ZM231 189V187H229V191H230V193H231V195H233V194H237L238 192H240V191H242V188L241 189H238V191H236L237 189H235V191H233ZM244 189H246V188H244ZM249 189V188H248ZM260 190H263V189H260ZM259 190V191H260ZM249 191V193L247 192V193H245V192H243L242 191V196H248V198H249V195H252V192H250V189L248 190ZM234 192H236V193H234ZM256 192V194L258 195V191H255ZM258 192V193H257ZM217 193V192H216ZM215 193V194H216ZM223 192H219V196H217L220 200H218V198H215V196H214V198H215V200L218 202V203H220L218 206H220L221 207V210L222 211H220V209L219 210H216L215 208V214L213 215V208H212V210L213 211H211V213H212V215H213V217H211L210 215H208L209 213H207L206 214V216H205V212L203 211V214L201 213L202 211H200V213L199 214H201L200 215V217H203L202 215H204V217H206V218H204L206 221H207V218H208V216H210V218H208V222H206V221H204V222H206V224H208V225H206V229L208 230V232L205 230V232H204V234L205 235H207V234H209L210 233V235L211 236H209V237H212V235L213 236H215L216 237V235H220V233H221V231H224V232H227L226 230H228L229 229V227L232 229V230H234V229H236L235 231L237 232V230L239 229L240 231H242V230H245L244 232H246V236L247 235H253L252 233V229H254L255 230V226H256V222H258V223H260V225H262L263 223H264V214L262 215V213H264L263 211H264V205H263V203H262V200H264V198L263 197H261V196H259L258 198H257V203L255 202V201H253V202H249V201H252V200H254V197L253 196H250V199L251 200H249V199H246V200H248V202L249 203H245V204H247V205H250V207H247V205H245L244 204V200L243 201H241L242 202V206H241V204H238V203H241V202H239V199H241L242 198V196H240L241 198H235V196L233 195V197L231 196V198H233L234 200L232 201L231 200V198H230V202H236L237 201V204L239 205H232L229 201H226L225 202V199L228 197V196H226V194H225V199H224V194H222ZM254 194V193H253ZM261 194V193H260ZM105 194H103L102 196L100 195V198L101 197H103V198H101V199H103V200H105V202H106V210L105 211H107L109 208V210H108V213H106V214H108V215H110V213L111 212H113L110 216H107V215H102V213L100 214H98L97 213V215H99V217L101 218L102 217V219H104L105 217H111V218H113V217H115L114 218V221H115V224L116 223H118L119 221H122V222H124L123 224H124V226H126L125 228H124V230H122L123 231V233H124V235H121V238H122V236H124L123 238L124 239H126V241H129V243H132L133 245H131L132 246V248H129L130 250H133L132 251V254L133 255H135V254H137L138 255V257L140 256L141 257V260L140 259H138L137 260V258H136V260L134 259V261H132L131 262V264H151V249L149 248V244L147 243V235H148V231H149V229H150V225H151V222H157L158 223V225L160 224L161 225V222H159V221H152L151 219H153V218H151V214H153L154 215V213H153V211H151L148 207H147V204H146V202H145V196L144 195H139V194H132L131 192H128L127 193V197H128V202H127V209H122L121 207H115V205H113L114 203H116L117 202V199H118V195L117 194H114V193H112V192H109V193H107L105 196H104ZM218 195V194H217ZM222 195V196H221ZM257 195H255V197L257 196ZM98 196V195H97ZM230 196V195H229ZM237 196V195H236ZM222 197H223V199H222ZM88 198V200H90L91 201V203L93 202L92 200H91V197L89 196V197H87ZM137 198V199H136ZM139 198H141V199H143V200H138ZM236 199V200H235ZM258 199H259V201H258ZM99 200V199H98ZM227 200V199H226ZM215 201V202H216ZM222 201H224V202H222ZM261 201V202H260ZM87 202H89V201H87ZM229 203L230 205H232V206H230V205H228L227 204V206L228 207H225L226 206V203ZM256 204H255V203ZM90 203V202H89ZM250 203H254V204H250ZM212 204H214V202L212 203ZM217 204V203H216ZM215 204V205H216ZM236 204V203H235ZM85 204H83L82 205V207L84 206ZM89 205V204H88ZM88 205H87V203H86V205L84 206V209L85 208H87L88 207ZM92 205H93V203H92ZM209 205V204H208ZM207 204H206V206H205V209L208 211V210H210L211 209V207L210 206H208ZM243 205H245L244 207L246 208V209H248V210H250L249 212L250 213H252V214H250L251 216H253L254 214L255 215H260V216H253V217H255V219H254V221H256V222H251L253 225H250L251 227L249 228V226L247 227L246 225H244V226H240V225H243V224H241L240 223V225L238 226V224H239V221H241V219H240V217H237V215H238V212H240L241 213V211L242 210H237V209H243L244 207H243ZM263 205V206H262ZM217 206V205H216ZM218 206H217V208H218ZM235 206H237L238 208H236ZM253 208H252V207ZM81 207V210H84L83 208ZM219 207V208H220ZM225 207V208H224ZM241 207H243V208H241ZM255 207V208H254ZM20 208V207H19ZM91 208H92V206H91ZM89 209V213L90 214H87L88 213V210H87V212L86 211H83L82 212V215H83V217L85 218V219H87V220H90V218L92 219V218H94L95 220H98V219H100V218H98V216L94 213V211L92 212L91 210L92 209ZM234 208H236V210L238 211L237 212V214L235 213V211H234ZM244 208V209H245ZM21 209H23L22 207H21ZM21 209H18V212H17V215H16V218H18L17 219V222H18V220H19V222H18V224H20L22 227H24V225L25 224H27V225H25V227H27L26 229H28L29 227H34V229L36 228V226H35V223H33V221L31 222V220H33L35 217L33 216V214L30 212H28V210H27V213H29V214H27L28 216H26L25 214L23 215L22 213H25L26 212V210L24 211V210H22L21 211ZM202 210H204V209H202ZM205 210V211H206ZM256 210H258V211H256ZM260 210H263L262 212L260 211ZM16 211H17V209H16ZM20 211V212H19ZM216 211H218V213H219V211L220 212H222V213H219V214H217L216 213ZM245 210H243L242 212H244ZM255 213H254V212ZM84 212H86V213H84ZM246 212H247V210H246ZM105 213H103V214H105ZM114 213H117L118 215H120V218H119V216L117 215V214H114ZM188 213V212H187ZM254 213V214H253ZM19 214V215H18ZM95 214V215H94ZM235 214V215H234ZM242 214V213H241ZM23 216V218H22V216ZM30 215L31 216H33V217H31L30 218ZM102 215V216H101ZM126 215V216H125ZM191 215V214H190ZM189 215V216H190ZM216 215V216H215ZM219 215H223V217H220ZM229 215H230V217H229ZM231 215H232V219H231ZM243 215V214H242ZM247 215V214H246ZM25 216H26V218H25ZM187 216V215H186ZM186 216H184L185 218H186ZM244 216H245V214H244ZM249 216V215H248ZM199 217V218H200ZM219 217H220V219H222V220H219ZM119 218V219H118ZM155 218V217H154ZM188 219H191L192 217L190 216V217H187ZM187 218L186 219H184L185 221H186V223H188L187 225H188V227L189 228H187V225H185V221H183V223L181 224V226L182 225H184L185 227L183 228L184 229V231H185V233L187 234L188 233V231L190 232L188 235L190 236H185V241H182L181 240V243H183L184 244V242H185V244H186V246L188 247V249H186L185 250V248H187V247H183L184 249H181L183 252H184V254H181V256H183V258L181 259V260H183V262L181 263V264H201L202 262H206L207 264L208 263H210L211 261V259L210 260H207L206 261V259H208V258H206L208 255L210 256V254L208 253V254H204V256H202L203 254H202V250H204V248H205V250L207 249V248H209V249H211V248H213L214 247V250H216V249H218V250H220L222 247L225 249V246L227 247V246H229L228 244H230V246L232 245L231 243L232 242H234V240L236 239V238H232L231 239V241L229 240H226V238H224V237H222L224 234H221L220 236H218V239L220 238L222 241H220V242H218V241H216V240H218L217 239V237L214 239V238H209L211 241H209V239H208V241L205 239H203V237L205 236H203V235H201V234H203L202 233V231H201V233L199 232V230H198V233L196 232V230L195 229H199V226H198V228H195L194 229V226H193V224L195 223V222H193L192 220L190 221H188L187 220ZM224 218H225V222L223 221L224 220ZM228 218H229V220L231 219V221H229V223H227V221H228ZM235 218H237V222H238V224H237V226H236V224L235 225H233V223L234 222H236V220H235ZM261 218V219H260ZM262 218H263V220H262ZM21 219V220H20ZM117 219H118V221H117ZM123 219V220H122ZM155 219H158V217H156ZM155 219H153V220H155ZM214 219H217V221L219 220V223H220V225H219V223L216 221V225L214 224L213 226H215V227H212V226H210L211 228H209L208 229V227H209V225H210V223L211 222H213L214 223ZM244 218L242 217V220H243ZM251 219V218H250ZM257 219V220H256ZM34 220H36V219H34ZM113 220V219H112ZM125 220H127V221H125ZM210 220V221H209ZM212 220H214V221H212ZM23 221V222H22ZM113 221V222H114ZM195 221V220H194ZM221 221V222H220ZM234 221V222H233ZM246 221V220H245ZM249 221V220H248ZM248 221H247V224H250V223H248ZM260 221V222H259ZM263 221V222H262ZM21 222V223H20ZM25 222V223H24ZM27 222V223H26ZM29 222V223H28ZM31 222V223H30ZM236 222V223H237ZM32 223L34 224V225H32ZM163 223V222H162ZM201 223V222H200ZM218 223V224H217ZM254 223H255V226H254ZM127 224V225H126ZM203 224V223H202ZM212 224V223H211ZM225 224V228L224 229H221L222 228V226ZM159 225V226H160ZM165 225V224H164ZM192 225V227H193V229H192V227H190ZM217 225H218V227H219V229H217V233H216V235H214L215 233H214V231H216V228H217ZM232 225V226H231ZM257 225H259V224H257ZM264 225V224H263ZM262 225V229H260V231H258V233L260 232H262V234H258L257 232V234H255L254 236H257V235H259V236H257V238H258V241H259V243L261 242V244H262V242H264V226ZM116 226V225H115ZM115 226L112 228L113 230L114 229H116L115 228ZM167 226H169V224H167ZM166 225H165V227H167ZM174 226H175V223H174ZM173 226V223L171 224V227H174ZM176 226H178V225H176ZM203 226V225H202ZM221 226V227H220ZM234 226V227H233ZM252 226H254L253 228H252ZM32 227H31V229H32ZM204 227V226H203ZM258 227V226H257ZM256 227V229L258 230V228ZM44 227H42V229H43ZM162 228H164V227H162ZM175 228H178V227H175ZM175 228L174 229H171L172 231H175ZM186 228V229H185ZM215 228V229H214ZM227 228V229H226ZM234 228V229H233ZM238 228V229H237ZM260 228V227H259ZM30 229V228H29ZM33 229V230H34ZM165 229V228H164ZM182 229V228H181ZM200 229H202V228H200ZM214 229V231H209V230H213ZM220 229H221V231H220ZM226 229V230H225ZM230 229V230H231ZM46 230H47V232H46ZM161 230V229H160ZM192 232H191V231ZM194 230H195V232H196V234H195V232H194ZM202 230H204V229H202ZM232 230H231V232L228 230V232L227 233H231V234H233L232 233ZM248 232H247V231ZM253 230V231H254ZM43 234H42V238L43 239H41V242L43 241H45L46 242V240L48 241L49 239H48V237L47 236H49L50 234L52 235L53 234V232H52V230H50L49 228H47V227H45L43 230ZM50 231L52 232V233H50ZM239 231V233H241ZM252 233H251V232ZM256 231V230H255ZM121 232V231H120ZM119 232V234H122V233H120ZM194 232V233H193ZM213 232V234H211ZM234 232V231H233ZM250 232V233H249ZM46 233V235H44ZM193 233V234H192ZM247 233H249V234H247ZM118 234V235H119ZM193 236H192V235ZM196 235V241H195V235ZM231 234H230V236H231ZM237 235H238V233H236ZM44 235V236H43ZM198 235H201V236H203L202 237V242H200L199 241V239H200V237L201 236H198ZM226 235V234H225ZM239 235H241V236H239V237H241V240H242V238L244 239V237H245V233L242 235V234H239ZM249 235V237H251ZM54 236V235H53ZM57 236V235H56ZM59 237H52V238H50V239H52V240H49L50 242H52L53 240H57L58 241V243H59V239H61L60 238V235H58ZM120 236V235H119ZM228 236V238H230L229 237V234L227 235ZM232 236H234V234L232 235ZM254 236H252V237H254ZM44 237L46 238L45 240H44ZM226 237V236H225ZM251 237V238H252ZM2 240H6V241H9L8 239H6V238H3V237H0ZM68 238H70V242L72 243V245H71V243H70V245H69V243L66 241V243L68 244H66V243H64V242H62V241H60V243L58 244L57 243V241L56 242H54V244H55V248H64V249H62V253H63V255L61 254V252H59V254L58 255H54V257L53 256H51V255H53L52 253H49V254H47L46 253V251L48 250V249H51L50 247L47 249V247L48 246H45L44 244L45 243H43L42 242V244H43V246L42 245H38V244H35L36 246H33L32 244L30 245H27L26 246V250H27V252L26 251H20V250H17V249H15V248H13V247H9L10 249H14V251L16 252V253H18V255L20 256V258L22 259V260H24V261H26V262H28L29 264H33V262L35 263V264H90L91 262H90V260H92V258H94L93 256V254H95V253H91L92 254V256H90V250H92V249H90V245H88L87 243L86 244H84V243H81V241L79 242L78 240V242L79 243H81V244H83V245H80L79 243L76 245V244H74V242L76 241H74V239H72L71 237H68ZM189 238H190V240L193 242H190V240H189ZM197 238H198V241H197ZM226 240V241H228V244L227 245H225L226 243H223L224 241V239ZM256 238V237H255ZM261 238H263V239H261ZM71 239L73 240V241H71ZM239 238L237 237V239L236 240H238ZM253 239V238H252ZM252 239H248V236H247V240H248V242H247V240H246V237H245V241L243 240V242L241 241V240H239V242L238 243H240V241L242 242V243H240L241 245L242 244H244L245 242H247V246H246V244H244V246H240V244H239V246L238 245H236L237 247H235V245L234 246H232L231 248H233L231 251H230V246L228 247L229 248V251H227V249H225V250H223V252H226V253H235V251L236 250H239V253H238V251H237V255H241V256H239L240 258H241V260L242 261H240V258L237 256V258L236 259H234L235 261L238 259V261L240 262V264H241V262H242V264H261L262 262V264H264V258H263V256L261 255L262 253H264L263 251H264V244H262L263 245V251L262 250H260V248H259V250H260V252H259V250L257 249V247H259L258 245H256L257 247H255V242H253V241H256V239H254L253 241H252ZM67 240V239H66ZM204 240V241H203ZM249 240H250V242H251V244L252 245H254L253 246V249L251 248L252 246H251V244L249 243ZM262 240V241H261ZM48 241V242H49ZM63 241H65V240H63ZM195 242V243H194ZM210 242H212V243H214L213 245H211L210 244ZM47 243V242H46ZM62 243V244H61ZM65 245H64V244ZM180 243V242H179ZM178 243V244H179ZM189 243V244H188ZM235 243V242H234ZM237 243V244H238ZM248 243L250 244L249 246H248ZM53 244V245H54ZM57 244V245H56ZM183 244H180V247H181V245L183 246ZM196 244H200V245H203V246H201L200 247V245L197 247V245ZM209 244V245H208ZM51 245V244H50ZM61 245V246H60ZM67 245V246H66ZM16 246H18L17 244H16ZM40 246L41 247H43V248H45L46 247V249L47 250H45V249H43V248H41V249H39L40 248ZM45 246V247H44ZM80 246V247H79ZM82 246V247H81ZM185 246V245H184ZM189 246H192L193 247V250H191L192 248L191 247H189ZM246 246V248L245 249H247V247H249V248H251V249H249L250 251H252V252H245V253H241V248H243L244 249V247ZM68 247V248H67ZM177 248H175L174 249V251L172 252V257H175V258H179L180 256H175V253L177 252V254L176 255H180V250H179V248H178V245L176 246ZM202 247H203V249H202ZM220 247V248H219ZM36 248H38V251H37V249ZM92 248V247H91ZM182 248V247H181ZM191 248V249H190ZM258 250V253H259V258H256L257 256H258V254L256 255L255 253H254V251H256V249ZM42 249H43V251L45 250V253L44 252H41L42 251ZM52 249H53V247H52ZM66 249H68L67 251H68V253H66ZM190 249V250H189ZM199 249H201V251L199 250ZM242 249V251H244ZM40 250V251H39ZM57 250V249H56ZM55 250V251H56ZM61 250V249H60ZM64 250V251H63ZM123 250L124 249H122V250H120V253H122V254H118V255H116V262H115V264H124V261H123V258H124V254H125V252H123ZM189 250V251H188ZM204 250V251H205ZM235 250V251H234ZM248 250V251H249ZM54 251V252H55ZM58 251V250H57ZM181 251V252H182ZM201 252L200 254H202V255H200L198 252ZM212 251V250H211ZM217 251V250H216ZM234 251V252H233ZM40 252V253H39ZM48 252V251H47ZM50 252V251H49ZM53 252V251H52ZM92 252H95V250L93 249V251ZM191 252V253H190ZM192 252L194 253L195 252V256H193V254H192ZM209 252V251H208ZM214 252L215 251H213L212 253L214 254ZM221 252V254H222V251H220ZM58 253V252H57ZM97 253V252H96ZM218 253V252H217ZM214 254V262L216 261V260H218V259H222V258H224L225 257V255H221V254ZM241 253V254H240ZM246 253H247V255H249V256H247L246 258L245 257H242L243 256V254L244 255H246ZM257 253V252H256ZM261 253V254H260ZM51 254V255H50ZM66 254H68V255H66ZM173 254H174V256H173ZM199 254V255H198ZM225 254V253H224ZM97 255V254H96ZM235 255L236 254H234V257H235ZM251 255H252V257H251ZM57 256H59L58 257V261L60 260V262H58L57 261V258H55V257H57ZM61 256V257H60ZM163 256H164V258H163ZM186 256H188V257H186ZM253 256H254V259H251L250 261L251 262H253V263H251L250 261H244V258L245 259H247V258H249V257H251V258H253ZM159 257V256H158ZM189 257H196V258H199L200 259V263L198 262L197 263V261L195 260V259H193L194 261H192V259L191 258H189ZM201 257H204V260H203V258H201ZM222 257V258H221ZM260 257H262V260L260 259ZM160 258V257H159ZM227 258V257H226ZM56 259V260H55ZM96 259V260H95ZM95 261H93V262H96L95 264H97L98 263V259L96 258V256H95ZM168 260V259H166V257H165V255H162V257H161V259L159 260V261H162V264H170V262H168V261H165V260ZM185 259H187V260H185ZM202 259V260H201ZM233 259H232V261H229V259L227 258V259H225V261H228V263L229 264H235V262L233 263ZM250 259V258H249ZM248 259V260H249ZM259 259V260H258ZM30 260H32L31 262H30ZM158 261V260H157ZM258 261V262H257ZM259 261H261V263L259 262ZM213 262V261H212ZM217 262V261H216ZM246 262V263H245ZM250 262V263H249ZM205 263V264H206ZM202 264H204V263H202ZM212 264V263H211Z\"/></svg>","mask_w":264,"mask_h":264}]
</instances>
